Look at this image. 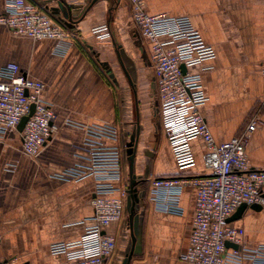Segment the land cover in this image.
I'll use <instances>...</instances> for the list:
<instances>
[{
  "label": "crops",
  "instance_id": "obj_1",
  "mask_svg": "<svg viewBox=\"0 0 264 264\" xmlns=\"http://www.w3.org/2000/svg\"><path fill=\"white\" fill-rule=\"evenodd\" d=\"M30 1L46 6L62 21L68 31L67 41L55 51L51 40H33L0 24V69L16 62L25 75L44 83L43 98L55 112L58 129L37 157L22 152L18 129L0 138V263L65 264L66 256L53 254L50 246L84 234L94 212L96 181L91 176L67 181L57 175L76 164H87L82 146L88 128L115 124L121 131L123 119L114 88L118 80L111 66L114 36L120 39L126 32L137 46L140 42L152 71L151 85L154 70L149 41L132 22L127 0H62L68 18L59 8V0ZM171 1L146 0L147 11L188 17L216 51L208 62L211 69L202 74L208 101L201 109L215 140L221 143L242 134L250 120L257 118L255 130L248 134L246 154L253 168L264 169V0H177V7H171ZM4 12L5 0H0V15ZM105 25L111 33L107 42L94 32ZM153 128L152 149L157 152L140 175L134 164L138 179L205 173L201 138L191 143L195 165L180 169L168 139L158 125ZM139 151L138 144L136 158ZM146 193L147 224L156 233L147 238L144 253H135L130 264H190L182 256L193 229L195 188L187 185L181 190L176 212L163 210L157 199ZM125 209L130 229L129 211ZM124 213L108 228L117 240V249L106 264H115L126 246ZM235 223L245 228L250 243H264V206L258 211L248 208ZM142 255L145 260L137 257Z\"/></svg>",
  "mask_w": 264,
  "mask_h": 264
},
{
  "label": "built area",
  "instance_id": "obj_2",
  "mask_svg": "<svg viewBox=\"0 0 264 264\" xmlns=\"http://www.w3.org/2000/svg\"><path fill=\"white\" fill-rule=\"evenodd\" d=\"M127 1L132 22L150 44L159 126L179 168L195 165L191 144L194 139L201 138L205 144L204 174L141 176L146 187L139 185L140 197L147 190L163 210L176 212L181 190L187 185L195 188L193 229L188 249L182 256L184 261L190 264H264V243H250L243 226L228 222L244 203L264 206V169L253 168L246 154L248 134L255 130L257 118L250 120L242 134L218 143L201 112L208 101L202 74L211 69L208 62L215 58V49L188 17L167 12L150 14L146 0ZM0 24L33 40H51L55 51L60 50L68 37L62 21L55 18L49 8L30 0H5ZM94 32L101 41L111 40L107 25L96 27ZM261 69L264 74V62ZM44 88L42 81L25 75L16 62H9L0 69V138L17 130L35 104L34 113L20 132L22 152L30 157H37L58 129L55 112L43 98ZM82 150L87 164H76L57 177L67 181L93 177L96 181L92 199L94 212L80 238L54 242L50 249L53 254H64L65 264H106L117 246L108 228L121 219L128 196V185L122 184L124 151L119 127L103 124L88 128ZM0 264L15 263L6 260Z\"/></svg>",
  "mask_w": 264,
  "mask_h": 264
},
{
  "label": "rangeland",
  "instance_id": "obj_3",
  "mask_svg": "<svg viewBox=\"0 0 264 264\" xmlns=\"http://www.w3.org/2000/svg\"><path fill=\"white\" fill-rule=\"evenodd\" d=\"M178 1L173 0L169 5L171 7H177ZM114 42L112 45V62L111 66L114 69L118 82L114 84V88L116 90L117 96H119L120 102V111H121V131L119 130L120 142L124 151L123 158V166H124V175H123V184L125 186L129 185V174H130V161L126 155V141L130 139V135L136 130L137 122L140 123V136H139V153L135 160V171L136 173L144 171L145 166L148 164H152L153 156L157 152V150L152 149V145H154V135L151 133L153 131L154 125L159 126V120L157 116L158 105L157 99L154 93L152 92V85L150 82L152 81V71L148 68V65L145 61L144 54L140 50L139 45L140 42L137 43L134 38L130 34H126L120 39H116L114 36ZM121 45L123 49V59L124 63L127 66V69L131 73L134 81H135V89L137 91V101L134 93V89L132 88L128 77L123 70V67L120 63L119 56L117 54L118 46ZM107 74V73H106ZM138 103V108H137ZM139 111V118L138 112ZM152 129V130H151ZM146 154L144 156L143 154ZM145 161V162H144ZM148 163V164H147ZM148 171V170H147ZM146 187V186H145ZM141 188H144L142 186ZM148 192V191H147ZM141 206L142 209L138 212L136 223H135V232L137 235V246L135 249V253L143 254L146 246H147V238H151L156 232L152 230L147 224L146 218V205L147 204V193L146 191L142 193L141 196ZM152 198V197H151ZM127 211L125 209V213L123 216L124 220V236L126 238V246L122 251L119 259L115 264H120L121 258L130 248V236L131 229L128 228L129 220L126 215ZM117 241V240H116ZM117 249V246H116ZM115 249V251H116ZM115 253V252H114ZM142 258L140 260H145V256H137Z\"/></svg>",
  "mask_w": 264,
  "mask_h": 264
},
{
  "label": "water",
  "instance_id": "obj_4",
  "mask_svg": "<svg viewBox=\"0 0 264 264\" xmlns=\"http://www.w3.org/2000/svg\"><path fill=\"white\" fill-rule=\"evenodd\" d=\"M59 8L60 10H63L64 12V16L66 18L69 17V13L67 12V10H65V5L63 3L62 0H59ZM56 11H58V9H56ZM117 50V54L119 56V60L120 63L123 67V70L125 71L126 76L129 79V82L132 86V88L134 89V93H135V97H136V101H137V91L135 89V81L131 75V73L129 72V70L127 69V66L124 63V59H123V49L122 46L119 45ZM107 71L109 73H111V76L114 77V74L112 73V70L110 68H107ZM137 108H138V103H137ZM35 111V104L32 105L31 107V111L28 115L24 116L22 118V120L20 121L17 129L22 132L29 117L34 113ZM138 112V118H139V111L137 109ZM140 123L139 121L137 122V127L136 130L130 135V139L126 142V155L128 160L130 161V183L128 185V196H127V204L126 207L129 211V219H130V229H131V238H132V242H131V246L129 248V250L127 251L122 264H130L131 260L133 259V256L135 254V249H136V244H137V235L135 232V223H136V218H137V214L138 211L140 209V198H139V185L143 182L140 178L137 180V174L134 172V164H135V157H136V152H137V147L139 144V136H140ZM160 128V126H159ZM253 209V210H261L263 208L262 205L260 204H252V205H247V204H242L237 210L236 212L228 219V222H235L238 221L239 219L242 218L244 212L248 209ZM227 245H230V243H227Z\"/></svg>",
  "mask_w": 264,
  "mask_h": 264
},
{
  "label": "bare ground",
  "instance_id": "obj_5",
  "mask_svg": "<svg viewBox=\"0 0 264 264\" xmlns=\"http://www.w3.org/2000/svg\"><path fill=\"white\" fill-rule=\"evenodd\" d=\"M136 158V157H135ZM137 180H138V178H137ZM140 203V202H139Z\"/></svg>",
  "mask_w": 264,
  "mask_h": 264
}]
</instances>
